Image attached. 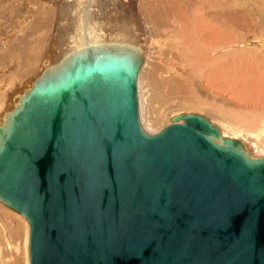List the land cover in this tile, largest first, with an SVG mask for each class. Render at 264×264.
I'll list each match as a JSON object with an SVG mask.
<instances>
[{"label": "water", "instance_id": "1", "mask_svg": "<svg viewBox=\"0 0 264 264\" xmlns=\"http://www.w3.org/2000/svg\"><path fill=\"white\" fill-rule=\"evenodd\" d=\"M66 57L0 124V203L28 223L29 264H264V158L198 114L146 133L139 44Z\"/></svg>", "mask_w": 264, "mask_h": 264}, {"label": "rangeland", "instance_id": "2", "mask_svg": "<svg viewBox=\"0 0 264 264\" xmlns=\"http://www.w3.org/2000/svg\"><path fill=\"white\" fill-rule=\"evenodd\" d=\"M110 1L104 4L103 2L107 1L96 0L94 2L93 7L90 9L91 12L89 15L90 18L93 19L94 23L105 22L107 24L108 22H113V8L111 7L113 5L114 9L116 10L115 12L117 14L123 13L124 18L129 14V6L134 5L132 12H136V15L138 13L137 16L139 17L140 15L145 21L148 20L146 25L148 28H150V30H148L149 33L151 31V27H158L160 28L161 32H166L165 34L163 33L164 36L168 34V37L166 36L167 39L161 35H155V37H152V39L154 38L155 40H153L155 43L154 45H151L150 43L146 46L143 45L145 59L138 75L137 99L139 121L146 133L151 135L158 133L161 129L167 126L168 123H170L173 116L181 113L198 114L209 119L210 121L213 118L215 122L214 124L216 126H218L217 123H221L223 120L231 122L232 120L227 119L225 115H221V113L213 110V108L215 104L219 105V111L225 110L226 112L233 113L235 109L238 110L237 107L232 104L233 101L236 100L235 102H237V104L243 103L249 107L253 105L252 107L256 108V112L261 114V116L259 115L260 120L255 126H252L251 132L263 131V133H260V136L261 141L264 143V127L262 126L264 122V104H262L264 103V0ZM13 2H15V4ZM22 2L23 0H11L8 2L6 0H0V35L2 36H0V108H3L2 110L0 109V114L4 112L2 115H0V124L3 123L1 120H4L5 114L12 111L14 108L13 105L17 102L19 96L24 92L25 89L29 88L33 80L41 73L43 70L42 68L51 65L48 62L43 65L42 61H37V57L39 56L35 55V52L36 54L40 53L43 54V56H46L49 52L54 54L57 50H54L53 48L59 49L60 43L67 41L66 44H69L68 39L64 40V37H60L59 34L57 35V29L60 30L62 28L61 26L64 22L65 14V12L61 10L60 6L52 2L44 3L42 1L32 3L31 6L28 5V0H24V3H27V13L23 16H19L17 14V6L22 5ZM57 3H59V0ZM175 3L180 6L179 8L181 9L185 20L193 22V26H196L195 24H197L198 18H200V21L204 24L205 22L208 24V20L209 25L212 22L211 30L213 31L210 30L211 32H207V34L213 32L214 35L212 34L211 39L214 40V38H219V36L223 37L226 35V33H232L241 41L244 40L257 44L256 49H253V51L256 52L250 51L252 56L249 54V61L247 58H245L244 61L243 59L241 61L236 60V64H233V68L229 70L230 72L227 71L229 72V75L232 73L233 77L236 75L235 78H238L237 81H233L232 83L229 82L230 84L227 83L226 85L225 81H223L224 79L222 78L221 80L220 75L215 72V74L218 75L217 77H214L216 76L215 74H211L213 76L212 79L218 78L217 80H214V82L216 81L215 83L213 82L214 84H208L207 80L209 77H206L208 76V73H203V75L201 73L199 78L195 79L197 82H192V84L188 82V77L191 79V77L194 78L195 76L193 77V73L186 67L180 66V61L182 58L180 57L181 53L179 51L182 50V43L176 36H174L176 25L174 21L173 10L170 8V6ZM160 4H165L164 7L168 9H158L156 6ZM167 4L169 5L167 6ZM36 5L38 6L36 7ZM210 6L212 7L209 8ZM58 7L59 10L57 15L53 11L58 9ZM200 7L205 9H199ZM141 9L143 11H141ZM13 11L14 13H12ZM201 12H203L206 17L203 14L202 15L204 17H202V15L200 16ZM10 13L12 14V17H9L11 16ZM46 14L48 17L50 16L49 19ZM52 14H54V16ZM24 16L29 20H26ZM11 18L13 19L11 20ZM117 18L119 17H115L114 19ZM10 20L14 21L11 22ZM21 20L24 22V24ZM27 21L32 23H28ZM6 24H8L9 27L6 26ZM97 25L99 26V24ZM40 28L42 29L40 30ZM23 29L25 31H23ZM43 29H45V32L42 31ZM193 29L194 27L192 29L190 28L189 31L188 29H185V34L190 33V35H193ZM4 30L8 31L9 34L7 33L4 35ZM51 34L54 35L52 36ZM72 34V36H78L74 32ZM169 37L171 38L170 41L168 40ZM78 38L76 37L75 39ZM57 39H60V42H57ZM172 39H174L173 42ZM174 42L175 45L179 42V45H176L178 47L174 45ZM57 43L59 44L57 45ZM242 45L243 44L241 43L240 46ZM258 46L260 48H258ZM251 57L253 58L251 59ZM240 62H242V64ZM31 72H33V76ZM220 82L226 86L223 90L222 86L224 85H221ZM226 89H228L229 92ZM259 109H261L260 112ZM247 116H249V114H247ZM242 128L245 129L244 127ZM247 137L249 138L248 140H245L247 139L246 137H243L242 140L250 147L253 145V143L251 144L250 137ZM28 236L29 229L26 220L21 215L15 213L0 203V264H25L28 259Z\"/></svg>", "mask_w": 264, "mask_h": 264}, {"label": "bare ground", "instance_id": "3", "mask_svg": "<svg viewBox=\"0 0 264 264\" xmlns=\"http://www.w3.org/2000/svg\"><path fill=\"white\" fill-rule=\"evenodd\" d=\"M5 1V0H2ZM11 1V0H6ZM15 1V0H14ZM19 1V0H16ZM37 1H42L44 3L47 2H52L54 4H57L58 6H60L61 10H63L65 12L64 14V22L61 25L62 28L60 30L57 29V35L59 34L60 37H64L65 39H68L69 44L67 45V41H64V43H57V45L59 44V49L58 48H53L55 51V53H48L45 58L43 56V54H36L35 55L39 56H35L37 57V61H42L43 65H45L46 62L50 63L51 65L60 63L64 58L67 56V54L77 48L78 46H81L85 43V41H90L93 43H101V42H119V41H127V42H135L139 45H141V48L143 50V45H149V43L151 45H154L155 43L153 42L154 38L152 39V37H155V35L157 36H164L163 31H160V28L158 27H151V31L149 33L148 30H150V28L147 27L146 23L148 22V20H144L142 19V17L139 15V17L136 15V12H132L133 11V6L134 5H130L129 6V14L127 17L124 18L123 13H119L117 14L114 9V5L111 6L113 8V17H119L117 19L113 18V22H108L107 24L104 23H94L93 19L90 18V9L93 7V4L96 0H59V3H57L58 0H28V5L32 6V3H35ZM99 1V0H97ZM107 2H103L104 3H108L110 0H105ZM111 2V1H110ZM209 2V1H208ZM12 3V2H9ZM15 4V2H13ZM211 3V2H210ZM215 3V2H214ZM13 4V5H14ZM17 4V3H16ZM27 4V3H26ZM24 3V0L22 2V5L17 6V14L19 16H23L25 15L26 12V5ZM213 4V3H212ZM97 5V4H96ZM144 5V4H143ZM141 5V6H143ZM165 5V4H164ZM163 4H160L158 6H156L158 9H168L165 8ZM169 4H167L168 6ZM210 5V4H209ZM216 5V4H215ZM12 6V4H11ZM10 6V7H11ZM38 5H36L37 7ZM109 6V5H107ZM136 6V5H135ZM213 6V5H212ZM212 6H210L209 8H211ZM5 7V6H4ZM13 7V6H12ZM46 7V6H45ZM98 7V6H97ZM110 7V6H109ZM137 7V6H136ZM144 7V6H143ZM180 6L177 5L176 3L173 4L172 6H170V8L173 10V14H174V21H175V32H174V36H176L178 38V40L181 41L182 43V50L179 51L181 53V61H180V66H184L186 67L189 71H191L193 74V77H188V82L192 84V82H197V80H195L196 78L198 79L199 76L208 73V84H214V80L218 79V78H214L212 79V73L215 74V72L220 75V79L222 80V78L224 79L223 81H225V84L227 85V83L229 82H235L238 80V78H235V76L233 77L232 73L229 75V70H231V68H233V64H236V60H245V58H249L250 51L251 52H256L253 51V49H256L257 44L249 42V41H241L237 36H234L232 33H226V35H224L223 37L219 36V38H214L211 39L212 37V33L207 34V32H211L213 30H211V23L209 25V20H208V24L207 22L202 23L200 21V18H198L197 20V24H195L196 26H193V22L190 21H186L184 18V15L181 11V9L179 8ZM6 8V7H5ZM4 8V9H5ZM28 8V7H27ZM52 8V7H51ZM111 8V9H112ZM140 8V7H139ZM142 8V7H141ZM203 8V7H202ZM201 7L199 9H202ZM53 9V8H52ZM97 9V8H96ZM205 9V8H203ZM16 10V9H15ZM38 10V9H37ZM58 9H56L55 11H53L54 13H56L58 15ZM101 10V9H100ZM28 11V9H27ZM47 11V10H46ZM51 11V9H50ZM141 11H143L141 9ZM11 12V11H10ZM63 12V13H64ZM117 16H116V14ZM207 12V11H206ZM219 12V11H218ZM7 13V12H6ZM5 13V14H6ZM14 13V11L12 12ZM30 13V12H29ZM107 13V12H106ZM208 13V12H207ZM11 14V13H10ZM55 14V15H56ZM203 14V12L200 13V16ZM206 14V13H205ZM220 14V13H219ZM30 15V14H29ZM54 16V14H52ZM62 15V14H61ZM111 15V14H110ZM204 15V14H203ZM202 15V17H204ZM223 15V14H222ZM4 16V15H3ZM27 16V15H26ZM47 16V14H46ZM96 16V15H95ZM101 16V15H100ZM12 17V14L11 16ZM8 17V20H9ZM25 17V16H24ZM45 17V16H44ZM48 17V16H47ZM50 17V16H49ZM48 17V19H49ZM98 17V16H97ZM197 17V16H195ZM199 17V16H198ZM206 17V16H205ZM2 18V17H1ZM20 18V17H19ZM62 18V17H61ZM13 18H11L12 20ZM21 19V18H20ZM26 19V17H25ZM53 19V18H51ZM160 19V17H159ZM204 19V18H203ZM3 20V19H2ZM7 20V19H6ZM10 20V21H11ZM29 20V19H26ZM25 20V22H26ZM110 20V19H109ZM202 20V19H201ZM14 21V20H13ZM11 21V22H13ZM16 21V20H15ZM18 21V19H17ZM22 21V20H21ZM56 21V20H55ZM59 21V20H57ZM23 22V21H22ZM28 22V21H27ZM36 22V21H35ZM52 22V20H51ZM50 22V23H51ZM204 22V21H203ZM6 23V21H5ZM17 23V22H16ZM19 23V22H18ZM28 23H32V22H28ZM27 23V24H28ZM48 23V24H50ZM10 24V23H9ZM24 24V22H23ZM22 24V25H23ZM26 24V25H27ZM44 24V23H43ZM47 24V23H46ZM99 24V26L97 25ZM13 25V24H12ZM19 25V24H18ZM29 25V24H28ZM56 25V24H55ZM174 25V26H175ZM1 26V25H0ZM6 26H8V24H6ZM15 26V25H14ZM12 26V27H14ZM43 26V25H42ZM46 26V25H45ZM159 26V25H158ZM214 26V24H213ZM9 27V26H8ZM11 27V28H12ZM21 27V25H20ZM28 27V26H27ZM38 27V26H37ZM36 27V29H37ZM40 27V26H39ZM193 29L194 34L190 35L189 34H185V29H188V31L190 30V28ZM18 28V27H15ZM22 28V27H21ZM19 28V29H21ZM24 28V26H23ZM33 28V27H32ZM45 28V27H44ZM26 29V28H25ZM28 29V28H27ZM42 28H40L41 30ZM46 29V28H45ZM45 29H43L42 31L45 32ZM72 29V30H71ZM13 30V29H11ZM38 30V29H37ZM48 30V29H47ZM46 30V32H47ZM51 30V29H50ZM211 30V31H210ZM5 31V30H4ZM23 31H25L23 29ZM33 31V30H31ZM28 32V31H27ZM30 32V31H29ZM50 32V31H49ZM55 32V31H54ZM76 33L78 36H76L78 39H75V36H72V33ZM8 31L4 32V35L7 34ZM12 33V31H11ZM52 33V32H51ZM164 33V34H163ZM2 34V33H1ZM9 34V33H8ZM151 34V36H150ZM217 34V33H216ZM3 35V34H2ZM12 35V34H10ZM52 36L54 34H51ZM56 35V36H57ZM168 34H166L167 36ZM214 35V34H213ZM221 35V34H220ZM1 36V35H0ZM32 36V35H31ZM164 36V37H166ZM172 36V35H170ZM173 36V37H174ZM2 37V36H1ZM6 37V36H5ZM168 37V36H167ZM166 37V39H167ZM170 37H169V41H170ZM176 39V38H174ZM174 39H172V42L174 41ZM10 40V39H9ZM23 40V39H22ZM58 40V39H57ZM56 40V41H57ZM60 40V39H59ZM57 42H60V41ZM177 40V39H176ZM55 41V42H56ZM139 41V42H137ZM155 41V40H154ZM9 42V41H8ZM49 42V40H48ZM171 42V44H172ZM163 43V42H161ZM177 43V42H176ZM179 43V42H178ZM177 43V44H178ZM243 44L242 46H240V44ZM47 44V43H46ZM176 44V45H177ZM56 45V44H55ZM162 45V44H161ZM175 45V42H174ZM175 45V46H176ZM179 45V44H178ZM178 47V46H176ZM8 48V47H7ZM158 48V47H157ZM241 48V49H239ZM258 48H260L258 46ZM179 49V48H178ZM10 50V49H9ZM160 50V49H159ZM157 50V51H159ZM180 50V49H179ZM222 50V51H221ZM47 51V50H46ZM41 52V51H40ZM4 53V52H3ZM31 54V53H30ZM40 54V55H39ZM161 54V53H160ZM250 54V55H249ZM253 54V53H252ZM163 55V53H162ZM161 56V55H160ZM164 56V55H163ZM236 56V59H235ZM252 56V55H251ZM69 57V56H68ZM66 57V58H68ZM4 58V57H3ZM34 58V57H33ZM39 58V59H38ZM229 58V59H228ZM253 57H251L252 59ZM255 59V58H254ZM253 59V60H254ZM35 60V59H34ZM166 60V59H165ZM257 60V57H256ZM2 61V60H1ZM249 61V59H248ZM163 62V61H162ZM247 62V61H246ZM245 62V63H246ZM253 62V61H251ZM242 64V62H240ZM49 66V65H48ZM253 66V65H252ZM4 69V68H3ZM44 69V68H42ZM141 70V69H140ZM39 71V70H38ZM229 71V72H227ZM140 72V71H139ZM32 76H33V72H31ZM215 74L217 77L218 75ZM139 75V74H138ZM232 75V77H231ZM31 76V77H32ZM230 77V78H229ZM211 78V79H210ZM194 79V80H193ZM201 79V78H200ZM199 79V80H200ZM213 80V81H212ZM220 80V81H221ZM137 81H138V77H137ZM203 81V80H202ZM214 82V83H213ZM218 82V81H217ZM201 83V82H200ZM222 86V90L224 89L225 84H222V82H220ZM230 84V83H229ZM3 85V84H2ZM232 85V84H231ZM235 85V84H234ZM29 86V85H27ZM237 86V85H236ZM7 89V88H6ZM216 90V89H215ZM218 90V89H217ZM228 92L229 90L226 89ZM237 90V89H236ZM3 92V91H2ZM226 92V91H225ZM231 92V91H230ZM216 93V91H215ZM20 94V93H19ZM230 94V93H229ZM236 94V93H235ZM193 95V94H192ZM233 95V94H232ZM231 96V94H230ZM234 96V95H233ZM4 97V96H3ZM11 97V96H10ZM3 99V98H2ZM233 99V97H232ZM230 100V99H229ZM234 100V99H233ZM231 101V100H230ZM236 101V100H235ZM233 101V105L237 107L238 110H234L233 113H229L226 112L225 110H221L219 111V105H215L214 103V108L213 110L221 113V115H225V117L229 120H232L231 122L229 121H224L221 123H217V127L219 128L221 134L225 137H229L232 139H236L238 141H240L244 148L253 156L255 157H259L262 156V158L264 157V143L261 141V136L260 133L262 132H251L252 130V126H255L257 124V122L260 120L259 115L261 116V114H258V112H256V108L252 107V106H247L246 104H237V102ZM211 104V103H208ZM264 104V103H262ZM4 105V103H3ZM2 105V106H3ZM212 106V105H211ZM1 107V105H0ZM262 108V106H261ZM1 110L3 108H0ZM7 109V108H6ZM0 110V111H1ZM5 110V109H4ZM3 110V111H4ZM261 111V109H259V112ZM8 112V111H7ZM249 112V113H248ZM4 113V112H3ZM3 113H1L0 115H2ZM177 113V112H176ZM175 113V114H176ZM218 114V113H217ZM247 114H249V116H247ZM173 116V115H171ZM229 117V118H228ZM3 118V117H2ZM170 119V118H169ZM216 120V119H215ZM221 120V121H222ZM3 121V119L1 120V122ZM211 121L213 123L214 119L212 118ZM3 124V123H2ZM169 124V123H168ZM239 126V127H238ZM262 126L264 127V122L262 124ZM242 127H244L245 129H243ZM246 134V135H245ZM245 135V136H244ZM250 137L251 140V144L253 143L252 146H248L243 140V137H246L248 140ZM250 142V141H249ZM254 148V149H253ZM258 153V154H257ZM3 205V204H2ZM8 208V207H7ZM10 209V208H9ZM12 211H14L13 209H11ZM16 213V211H14ZM18 214V213H17ZM20 215V214H19ZM23 217V216H22ZM24 218V217H23ZM25 219V218H24ZM27 222V221H26ZM28 224V223H27ZM29 229V228H28ZM29 237V236H28ZM27 248H28V238H27ZM25 264H29V258L27 259Z\"/></svg>", "mask_w": 264, "mask_h": 264}]
</instances>
